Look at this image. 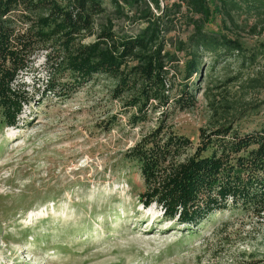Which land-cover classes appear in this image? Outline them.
Instances as JSON below:
<instances>
[{"label":"trees","instance_id":"trees-1","mask_svg":"<svg viewBox=\"0 0 264 264\" xmlns=\"http://www.w3.org/2000/svg\"><path fill=\"white\" fill-rule=\"evenodd\" d=\"M106 2L116 19L137 30H116ZM217 19L230 36L207 29ZM243 32L263 35L264 0H0V124L18 125L30 99L19 79L41 54L43 99L67 98L103 81V97L117 108L97 129L118 128L122 117L129 128L154 121L123 158L142 181L137 202L157 211L158 223L195 230L228 212L261 218L264 127L236 124L238 107L247 102L209 99L211 116L196 142L170 122L196 106L204 54L229 52L264 63V38L247 50ZM256 74L244 78L247 88H264V70Z\"/></svg>","mask_w":264,"mask_h":264},{"label":"rangeland","instance_id":"rangeland-1","mask_svg":"<svg viewBox=\"0 0 264 264\" xmlns=\"http://www.w3.org/2000/svg\"><path fill=\"white\" fill-rule=\"evenodd\" d=\"M106 10L116 30H137L135 23L116 19L107 2ZM207 29L231 34L218 19ZM241 37L250 50L264 32H243ZM201 61L197 104L170 119L174 129L196 142L198 128L211 116L208 100L221 98L247 102L238 107L236 124L242 129L264 127V88L244 83L264 70V63L229 52L217 58L204 54ZM43 66L40 54L19 79L30 99L18 125L0 124V264L264 261V213L261 218L236 211L219 214L195 230L158 223L159 213L137 202L142 181L135 165L123 158L154 121L129 128L122 117L118 128L103 132L95 124L117 108L103 97L105 83L88 85L67 98L49 94L46 100L41 94Z\"/></svg>","mask_w":264,"mask_h":264}]
</instances>
